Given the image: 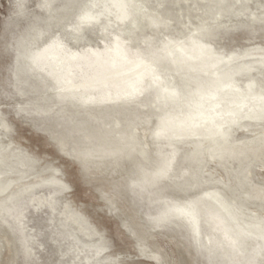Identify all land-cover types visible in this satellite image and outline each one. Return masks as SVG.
I'll return each mask as SVG.
<instances>
[{
    "label": "bare ground",
    "instance_id": "1",
    "mask_svg": "<svg viewBox=\"0 0 264 264\" xmlns=\"http://www.w3.org/2000/svg\"><path fill=\"white\" fill-rule=\"evenodd\" d=\"M248 1L87 0L74 22L67 26L71 27L68 32L75 37L74 29L78 31L84 23H99L101 32L112 33L104 46L74 50L61 38H55L31 50L29 46L45 32L39 29L22 36L18 53L19 71L36 66L45 69L59 84L61 91L56 95V103L61 104L60 109L68 106L65 98H72L70 113L66 116L64 111L58 117V126L64 132L60 137L63 146L72 138L74 144L70 149L86 161L87 167L93 160L96 164H105L104 159L111 156L131 162L133 177L127 179L126 188L152 205H161L157 212L148 215L150 225L167 223L170 227H181L196 250L207 252L208 257L222 253L232 264L236 255L243 253L249 238L258 240L259 245L247 255L245 264L264 262V213L257 210L264 208V186H255L249 177L255 161L264 163V80L253 72L264 74V47L255 46L225 55L194 34L171 33L173 35L169 34L161 43L159 30L152 29L151 35L143 31L150 27L149 21L155 24L160 15L169 20L177 18L180 10L177 7L183 2H186V8L181 7L184 16L193 15L210 26L225 12L247 10ZM74 2L68 0L65 6L53 10V0H46L47 24L59 22L63 12L69 15ZM144 16L148 19H142ZM137 40L139 44L133 46ZM156 58L166 63L170 74L157 67ZM191 81L193 87L188 85ZM142 96L146 97L140 98ZM95 101L97 107L85 109V104ZM111 101L115 104L108 103ZM142 106L147 108L146 115L142 114ZM154 118L155 127L148 135L154 147L149 149L137 126L140 123L148 125ZM259 125L263 127L255 129L257 132L249 128L254 134L248 137H234V127L248 129ZM192 136L198 139L188 142L186 138ZM187 143L193 145L189 150H186ZM208 159H214L213 162L228 173L229 165L235 163L234 174L231 173L235 183L231 179L233 184L220 185L214 176L205 177ZM1 160L5 159L0 151ZM106 163L112 161L106 160ZM53 175L33 181L23 180L26 175L16 178L5 175L0 179V221L11 225L8 218L20 220L24 214L21 206L25 195L33 193L37 186L59 183ZM172 176L181 180H173ZM163 178L186 187V194L191 190L188 188L201 191L191 198L187 196L186 202H179L166 194L167 185L160 184ZM20 179L21 184L12 188ZM55 186L53 192L57 190ZM241 190L245 191L240 193ZM201 221L205 233L200 228Z\"/></svg>",
    "mask_w": 264,
    "mask_h": 264
},
{
    "label": "rangeland",
    "instance_id": "2",
    "mask_svg": "<svg viewBox=\"0 0 264 264\" xmlns=\"http://www.w3.org/2000/svg\"><path fill=\"white\" fill-rule=\"evenodd\" d=\"M74 1L69 15L66 16L63 12L59 22L54 21L48 25L46 0H0V151L5 159L0 161V179L26 175L23 180L33 181L54 174L53 177L59 182L37 186L33 193L25 195L21 206L24 214L20 220L8 218L11 225L0 221V264H232L222 253L208 257L207 252L196 250L181 227H170L167 223L156 227L150 225L148 215L157 212L161 205H152L147 199H140L132 190L126 188L127 179L133 177L131 162L111 156L104 159L105 164H96L93 160L87 167L86 161L70 149L74 144L72 138L67 139V147L61 144L60 137L64 132L58 126V117L64 111L66 116L70 113L72 98H65L68 106L60 109L61 104L56 103V95L61 91L59 84L52 80L45 69L40 70L33 65L31 69L19 71L18 53L22 36L39 29H45V32L29 46L31 50L41 48L55 38H61L74 50L86 47L100 48L109 42L112 33L106 35L101 32L99 23L88 22L78 31L74 29L80 38L69 34L71 27L67 26L74 22L87 2ZM67 2L68 0H53L52 9L57 10ZM248 2L246 5L250 6L247 10L239 11L240 14L225 12L220 17L217 16L218 19L216 18L210 26L193 15L184 16L181 7L186 8V2H183L182 6L177 7L180 9L177 18L169 20L165 15H160L155 24L148 20L150 27L145 29L143 34L151 35L152 29L159 30L161 43L168 39L171 33L179 35L177 33L181 31L180 36L194 34L195 37L212 43L225 55L243 52L255 46L264 47V0ZM146 18L144 16L142 19ZM127 24H130V21ZM138 31H141V28ZM135 33L136 36L139 35L138 32ZM138 44L139 40L134 41L132 45ZM155 60L163 73L170 74L164 61L159 58ZM253 72L261 81L264 80V74ZM175 75L177 76V73ZM188 85L193 87V82ZM144 97L146 96L140 98ZM108 103L115 104V101ZM96 104V101L94 104L88 102L84 107L91 110V107H97ZM98 104L104 107L102 103ZM141 109L142 114L146 115L147 108L142 106ZM260 126H250L248 129L244 126L234 127V137H248L254 134L249 128L262 129L263 126ZM154 127L155 118L148 125L140 123L137 126L138 133L142 140L148 143L146 147L149 149L154 147L148 136ZM196 138L198 139V136L186 140L189 142ZM186 146V150H189L193 145L187 143ZM106 160L112 163H106ZM117 160L119 162H116ZM213 161L215 160L206 161L204 176H214L221 182L220 185L233 184V180L235 183L231 173L234 174L236 164L229 165L228 173ZM254 163L256 164L251 166L249 174L250 182L253 181L255 186H264V163L259 160ZM215 165H218L216 171ZM27 170H30L31 174ZM11 171L17 174L13 175ZM178 179L180 178L176 176L173 178L176 181H179ZM21 181L22 179L15 181L12 188L20 185ZM169 182V178L160 180V184L168 186L165 189L166 194L179 202H186V199L201 191L188 188L191 190L186 194V187H180V184L174 181L170 182L171 184ZM54 186L57 190L53 192ZM243 191L245 190L239 192ZM148 204L152 207L149 208ZM257 210L264 213V208ZM200 225L205 233L203 221ZM258 245V240L246 239L243 253L236 255L232 260L233 264H245L247 255L252 254L251 251Z\"/></svg>",
    "mask_w": 264,
    "mask_h": 264
}]
</instances>
